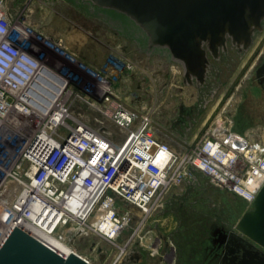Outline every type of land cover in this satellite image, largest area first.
<instances>
[{
	"label": "built area",
	"instance_id": "built-area-1",
	"mask_svg": "<svg viewBox=\"0 0 264 264\" xmlns=\"http://www.w3.org/2000/svg\"><path fill=\"white\" fill-rule=\"evenodd\" d=\"M22 32L0 0V248L20 217L66 247L92 235L115 243L132 207L139 225L192 171L253 204L264 185V131H239L226 117L176 151L158 136L153 106L129 89L132 62L108 57L92 68L41 41L73 64L68 76L27 50Z\"/></svg>",
	"mask_w": 264,
	"mask_h": 264
},
{
	"label": "rangeland",
	"instance_id": "rangeland-1",
	"mask_svg": "<svg viewBox=\"0 0 264 264\" xmlns=\"http://www.w3.org/2000/svg\"><path fill=\"white\" fill-rule=\"evenodd\" d=\"M6 7L11 24L23 30L26 49L68 76L77 73L73 64L41 41L59 44L67 56L92 68L108 57L132 62L129 89L153 106L158 136L176 151L187 152L203 129L226 117H233L236 129L264 131V22L248 49L228 41L218 57L208 53L201 83L186 79L183 63L167 48L149 47L148 35L134 20L93 0H6ZM2 151L0 162L7 149ZM251 208L253 204L192 171L183 191L169 194L139 225L143 214L132 207L136 216L115 243L92 235L75 248L93 264H264V248L236 227ZM220 230L230 232L222 250L215 243ZM141 236L149 242L141 243Z\"/></svg>",
	"mask_w": 264,
	"mask_h": 264
},
{
	"label": "water",
	"instance_id": "water-1",
	"mask_svg": "<svg viewBox=\"0 0 264 264\" xmlns=\"http://www.w3.org/2000/svg\"><path fill=\"white\" fill-rule=\"evenodd\" d=\"M134 20L148 35L149 47H165L185 68L189 82H203L208 53L218 57L228 41L241 49L262 29L264 0H93ZM237 229L264 248V185L253 208L244 212ZM228 242L229 231L220 230ZM226 246V244H225ZM0 264H93L20 217L0 248Z\"/></svg>",
	"mask_w": 264,
	"mask_h": 264
},
{
	"label": "flooded vegetation",
	"instance_id": "flooded-vegetation-1",
	"mask_svg": "<svg viewBox=\"0 0 264 264\" xmlns=\"http://www.w3.org/2000/svg\"><path fill=\"white\" fill-rule=\"evenodd\" d=\"M97 5V4H96ZM263 22H264V20H263ZM263 22H262V29H260V30H256L255 32H254V34H253V36L255 35V33L256 32H259V31H262L263 30ZM254 38V37H253ZM253 40V39H252ZM216 242V244H217V246H216V248L217 249H223V247H225V244L227 243V241L226 242H224L221 246H220V242L222 241V235H220V231H219V233H218V238L215 240ZM225 249V248H224Z\"/></svg>",
	"mask_w": 264,
	"mask_h": 264
},
{
	"label": "bare ground",
	"instance_id": "bare-ground-1",
	"mask_svg": "<svg viewBox=\"0 0 264 264\" xmlns=\"http://www.w3.org/2000/svg\"><path fill=\"white\" fill-rule=\"evenodd\" d=\"M262 41H264V39L263 40H261V43H262ZM262 45V44H261ZM260 47V46H259ZM258 47V48H259ZM257 48V47H256ZM264 49V44H263V46H262V48L260 49L261 51ZM257 52V51H256ZM258 54V53H257ZM117 60V59H116ZM251 64H253V63H251ZM251 67V66H250ZM249 68V67H248ZM245 69V68H244ZM246 70H247V68H246ZM246 73V72H245ZM239 86V85H238ZM236 93V92H235ZM63 246H65V245H63ZM66 247V246H65ZM66 248H68V249H70L71 251H75V253H77V254H79V255H81L76 249H74L73 247H70V246H68V247H66Z\"/></svg>",
	"mask_w": 264,
	"mask_h": 264
},
{
	"label": "crops",
	"instance_id": "crops-1",
	"mask_svg": "<svg viewBox=\"0 0 264 264\" xmlns=\"http://www.w3.org/2000/svg\"><path fill=\"white\" fill-rule=\"evenodd\" d=\"M237 130H239V131H244V130H241V129H237Z\"/></svg>",
	"mask_w": 264,
	"mask_h": 264
}]
</instances>
